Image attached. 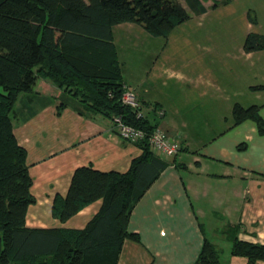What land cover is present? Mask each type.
Listing matches in <instances>:
<instances>
[{"label": "crops", "instance_id": "0c3cea01", "mask_svg": "<svg viewBox=\"0 0 264 264\" xmlns=\"http://www.w3.org/2000/svg\"><path fill=\"white\" fill-rule=\"evenodd\" d=\"M202 1L204 12L189 7L187 21L195 19L192 32L177 37L188 59L182 61L183 68L155 67L153 83L146 88L125 81L137 94L144 114L182 147L175 155H159L167 165L137 202L129 221V230L141 240L125 239L118 264H193L206 238L223 264H264L232 253V235L264 244V134L254 120L234 125L233 117L236 104H258L264 118V49H245V39L253 30L248 19L242 34L203 32L223 23L211 12L238 0L217 7L212 6L215 0ZM248 1L264 4V0ZM250 6L255 7H243L244 20ZM142 30L132 22L120 23L113 27L114 39L124 32L149 38ZM153 40L157 48L160 41ZM176 77L181 84L167 85L166 80ZM36 90L32 97H22L14 118L15 135L27 150L36 198L28 207L26 224L83 228L100 210L102 200L62 222L52 214L55 196L68 193L77 168L125 172L142 148L122 137L111 119L81 113L77 101L68 94L62 97L52 81L38 80Z\"/></svg>", "mask_w": 264, "mask_h": 264}, {"label": "trees", "instance_id": "16d2710c", "mask_svg": "<svg viewBox=\"0 0 264 264\" xmlns=\"http://www.w3.org/2000/svg\"><path fill=\"white\" fill-rule=\"evenodd\" d=\"M232 1L215 0L212 6ZM186 2L196 12L207 9L202 0ZM250 11V22H256ZM190 17L180 0H0V264H118L125 239L141 240L129 230L130 217L167 162L150 147L148 138L157 123L145 114L137 117L122 100L126 83L113 27L132 22L154 36L168 37ZM244 47L247 51L264 49V35L250 32ZM40 79L52 81L62 97L74 98L81 113L111 120L120 115L146 133L138 142L142 153L132 159L127 171L79 167L68 193L55 196L52 214L62 222L102 200L100 210L83 228L26 224L28 207L36 198L27 150L15 135L14 118L22 97L38 93ZM261 106L236 104L234 125L252 119L264 134ZM232 239L233 254L247 257L250 263L264 260V244L234 235ZM193 264L223 263L206 238Z\"/></svg>", "mask_w": 264, "mask_h": 264}, {"label": "rangeland", "instance_id": "374dc122", "mask_svg": "<svg viewBox=\"0 0 264 264\" xmlns=\"http://www.w3.org/2000/svg\"><path fill=\"white\" fill-rule=\"evenodd\" d=\"M180 1L184 5H186L189 12L191 13V10L186 0ZM246 4L255 5V7L250 6L251 9H247V17L248 11L251 10V14L253 13L254 15H256L257 18L256 22H252L253 30L250 32H256L264 35V4L261 2L255 3V1L248 0H238L235 4H233V6H221L216 11L211 10L213 11L211 12L213 13L211 15L214 16L217 14L218 18H221L223 20V23L217 24L216 27H207L203 30V32L242 34L244 28L246 27L247 19L251 21L249 17H246L245 20L243 19V7L246 6ZM194 20L195 19L193 18L191 21H186V24L176 26V28L171 31L172 36L169 38V42L167 41V38L169 36H157V38L156 36L151 35L146 30L142 31H144L143 33H145V35H147L149 38H145L140 34V32H124L119 34L120 36L117 35L116 39H114V43L117 58L120 63L121 73L123 75V80L130 83L132 86L133 84H143V88H146L147 86H151L153 83L152 79H154L153 75L155 73L154 71L156 70L155 67L163 65L183 68L182 61H188V59H184L185 51L183 43L179 41L177 37L180 34L183 35V32L185 31L192 32V25H195ZM230 20H232V23L228 24V21ZM206 25L208 24L206 23ZM213 28H215V30ZM134 37L136 39H134ZM153 39H159L155 41H160L157 42V48H153L151 41ZM133 40H135V42ZM162 43L163 46H165L164 48H162ZM154 50L157 51L153 53ZM155 82V84H157L159 80ZM166 82L168 83L167 85L171 84V86L181 84L178 77L170 78L166 80ZM167 85H164L163 87L165 88L167 87ZM124 87L125 91L129 89V86H126V84L124 85ZM130 90L133 91L132 89ZM136 97L138 99L137 94ZM140 107V109H143L141 104ZM112 121L114 123V119H112Z\"/></svg>", "mask_w": 264, "mask_h": 264}, {"label": "built area", "instance_id": "2783aa9c", "mask_svg": "<svg viewBox=\"0 0 264 264\" xmlns=\"http://www.w3.org/2000/svg\"><path fill=\"white\" fill-rule=\"evenodd\" d=\"M122 100L125 104L130 105L136 111L137 117H142L144 115L142 109H140V102L133 91L127 89L123 93ZM114 123L120 135L132 142L137 143L146 136L143 129L126 123L120 115L114 118ZM148 139L151 149L157 155L172 156L177 154L182 147L178 140L170 138V136L159 126L153 130Z\"/></svg>", "mask_w": 264, "mask_h": 264}]
</instances>
